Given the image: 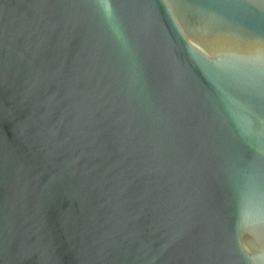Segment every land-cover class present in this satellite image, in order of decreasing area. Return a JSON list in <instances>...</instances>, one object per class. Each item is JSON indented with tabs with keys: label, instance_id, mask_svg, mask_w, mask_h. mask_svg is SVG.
<instances>
[{
	"label": "water",
	"instance_id": "obj_1",
	"mask_svg": "<svg viewBox=\"0 0 264 264\" xmlns=\"http://www.w3.org/2000/svg\"><path fill=\"white\" fill-rule=\"evenodd\" d=\"M0 264H264V0H0Z\"/></svg>",
	"mask_w": 264,
	"mask_h": 264
}]
</instances>
